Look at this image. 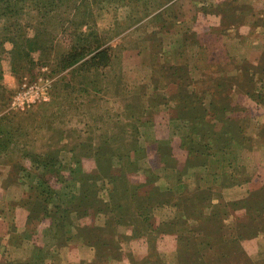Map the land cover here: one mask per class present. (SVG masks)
Masks as SVG:
<instances>
[{
	"label": "rangeland",
	"instance_id": "1",
	"mask_svg": "<svg viewBox=\"0 0 264 264\" xmlns=\"http://www.w3.org/2000/svg\"><path fill=\"white\" fill-rule=\"evenodd\" d=\"M18 3L22 10L0 18V264H181L180 234L230 239L250 224L257 234L240 249L264 264V221L250 220L248 207L253 194L264 202V102L256 99L264 91V0ZM74 46L87 57L63 68L59 59ZM102 47L107 66L82 65ZM14 56L25 65L15 67ZM20 93L23 107L13 105ZM222 98L241 108L209 105ZM204 126L234 142L205 151L193 131ZM81 194L96 203L79 215L73 196ZM222 208L228 214L219 218ZM139 210L154 225L177 222L158 238L152 261L145 240L126 237L134 225L125 216ZM59 212L65 223L54 238ZM111 212L126 222L116 234L122 258L98 260L80 232L103 228ZM221 247H205L203 261ZM233 251L220 264H237Z\"/></svg>",
	"mask_w": 264,
	"mask_h": 264
},
{
	"label": "trees",
	"instance_id": "2",
	"mask_svg": "<svg viewBox=\"0 0 264 264\" xmlns=\"http://www.w3.org/2000/svg\"><path fill=\"white\" fill-rule=\"evenodd\" d=\"M235 1V0H233ZM19 0H8V2L2 3L0 1V18L8 16L14 12H17L18 10H22L24 8V5L21 3H18ZM55 3L49 1L48 3H46L45 9L50 10L52 9L51 7H54ZM57 5V4H56ZM57 7H59V5H57ZM79 8V4L74 5L73 9L77 10ZM13 37H15L13 35ZM16 43V40H14ZM13 41V42H14ZM31 41L28 40V44ZM18 45V44H17ZM41 44H36L35 47H41ZM44 46H42L43 48ZM73 48H75L73 51H71L69 54H65L62 58L59 59V64L60 66L62 65V67H72L74 66V64L80 62L81 60L85 59V54H78L77 50L78 47L74 46ZM32 49V48H31ZM99 50V51H97ZM95 54L90 56V58L88 60H85L84 62H82L85 66H87L88 68H101V66H107L109 64V55L108 53L110 52V49L102 47L99 49H96ZM92 54V52H91ZM90 54V55H91ZM15 63L17 64V59L16 56H14V66ZM19 65V64H17ZM25 64L23 61H20V67H23ZM16 67V66H15ZM0 78H1V71H0ZM1 95V93H0ZM256 96V95H254ZM256 99L258 101H260L261 103L264 102V91L261 92L260 94H258L256 96ZM255 99V100H256ZM233 99L231 100L230 98H222V100L219 101H213L210 102L209 105H213L215 104V102H217V104H227L229 102H232ZM235 103L233 112L237 113L239 111L240 107V102H232ZM223 105V104H221ZM216 106V105H215ZM213 114H209V116H214L215 114H217L216 110L213 111ZM233 122H235L232 118H230ZM230 120V121H231ZM232 121L230 122L231 125ZM246 121V120H244ZM209 126L208 130H212L214 132V136H208L205 132V126L203 127V131L202 130L200 132H197V130H195L193 128V131H196V135L199 138V146L204 149L205 151H209L212 150L214 148L215 145H218V143H221L222 141L225 143H228V141H233L234 135L230 134L228 131H226L225 133H221L218 132L215 129V126L212 127ZM192 130V129H191ZM236 130L240 132H243V127L242 126H236ZM240 136V135H238ZM224 145H228L225 144ZM261 192H263L262 197L264 198V190H262ZM73 199L77 202V200H79V206L75 207V211L76 214L82 215L85 214L86 209L88 207L91 208V205H93L92 203H96L91 199H88L85 197V195L81 194V195H74ZM250 203H252V206L250 204H248V207L251 208V216H250V220L251 218H253L254 216L256 217V219H260L262 222L264 221L263 219H261L264 216V202H261L260 198H257V196L255 194L252 195L251 197ZM146 204L143 209H145L147 207V205L150 204V202L148 200H145ZM247 204V202H245ZM244 203V204H245ZM75 204V203H74ZM119 204V203H115ZM235 204V206H239V204L237 203H233ZM151 207V206H150ZM116 210L118 212H121L122 214L128 213L129 209L125 210V208L120 204V205H116L115 206ZM219 208V207H218ZM225 209L226 208H222L220 210H218V212H222L221 214H218L219 218L224 217L223 215H225ZM149 208H147L146 211H148ZM43 211H45V209L43 208ZM249 211V210H248ZM138 212H143L140 215L134 216V215H126L125 219L129 220L130 224L134 225V232H132V234H130V236H126L129 237L127 239H143L148 243V253H147V257L149 258V261L151 260V257L154 256H159V252L156 249V244L158 241V238L161 235H167L168 233H172L176 226H177V222L171 221L168 223H162V224H156L155 225L152 223L151 219L146 217L144 215V210H139ZM46 213L43 212L42 215V220L47 219L48 215L44 214ZM64 214H67V212H64ZM139 214V213H138ZM228 214V213H226ZM56 222L53 224L55 233H54V238H57V236L60 234V229H62L65 223L64 220V215L57 213L56 214ZM135 217V218H134ZM33 219L37 220L38 219V215L32 217ZM124 218V217H123ZM132 219H139V221H132ZM31 220V219H30ZM33 221V220H32ZM41 221V220H39ZM31 222V221H30ZM38 223V222H37ZM124 222L122 220V216L120 214H116L114 212H111V215L108 216L106 225L103 228H99L97 226L94 227H86L83 228L82 231L80 232V237H82V239L84 237H87L85 240H81L83 242H86L92 246H94L96 248V256L99 258H104L107 261L110 260H117V259H121L122 256V251L120 250L121 247V243L120 240H117L116 238V234H119V226L120 225H124ZM55 225V226H54ZM132 226V225H130ZM139 226V227H138ZM185 227V225H182V227ZM251 226V230L249 232H247V230H241L240 234L237 236H234V238H230L227 239L229 237H224L222 235H206V236H201V237H197L194 236L192 231L189 232L188 234H184V235H179V238L177 239V249L179 250V255H181L179 258L182 260L181 264H220L221 260H227L228 258L231 259V255L233 253H235L233 251V249H237L240 250V258L238 259V263L237 264H252L253 262L250 261L248 258H244L242 251L240 249V244L239 242L243 239H245V237H253L257 234V227L256 226ZM262 230L264 231V228H262ZM90 232V233H89ZM121 234V233H120ZM119 234V235H120ZM218 234V233H216ZM123 239H125L123 237ZM193 243V244H192ZM214 243H218L220 244L222 247L218 253V258L215 257V259L210 258L209 261H203L204 258V254L202 253L205 247H210L211 245H213ZM196 246L197 248L193 251L191 248L192 246ZM230 249H232V251L230 252ZM237 252V251H236ZM244 253V252H243ZM245 254V253H244ZM188 255V256H185ZM95 263V262H93ZM227 263H231V261L227 262Z\"/></svg>",
	"mask_w": 264,
	"mask_h": 264
},
{
	"label": "built area",
	"instance_id": "3",
	"mask_svg": "<svg viewBox=\"0 0 264 264\" xmlns=\"http://www.w3.org/2000/svg\"><path fill=\"white\" fill-rule=\"evenodd\" d=\"M14 106H24L25 105V93L18 94L15 99L13 100Z\"/></svg>",
	"mask_w": 264,
	"mask_h": 264
},
{
	"label": "crops",
	"instance_id": "4",
	"mask_svg": "<svg viewBox=\"0 0 264 264\" xmlns=\"http://www.w3.org/2000/svg\"><path fill=\"white\" fill-rule=\"evenodd\" d=\"M20 212H22V210Z\"/></svg>",
	"mask_w": 264,
	"mask_h": 264
}]
</instances>
